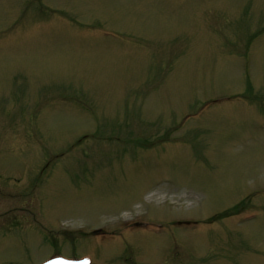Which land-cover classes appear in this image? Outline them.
<instances>
[{
    "label": "rangeland",
    "instance_id": "1",
    "mask_svg": "<svg viewBox=\"0 0 264 264\" xmlns=\"http://www.w3.org/2000/svg\"><path fill=\"white\" fill-rule=\"evenodd\" d=\"M0 173L8 259L264 264V0H0Z\"/></svg>",
    "mask_w": 264,
    "mask_h": 264
},
{
    "label": "flooded vegetation",
    "instance_id": "2",
    "mask_svg": "<svg viewBox=\"0 0 264 264\" xmlns=\"http://www.w3.org/2000/svg\"><path fill=\"white\" fill-rule=\"evenodd\" d=\"M1 175V173H0ZM10 186L6 183V180L0 179V248L3 251V246L6 242V231L8 230V226L14 227L18 225V222L23 218L19 215V211H22V207H16L15 211L13 209H8L6 200L8 195H13V197L18 198V191L15 193L13 191H9ZM11 213V214H10ZM16 213V214H15ZM177 224H185L189 225L188 222H178ZM196 224V223H195ZM139 225L148 226V223H139ZM63 259L62 264H73L72 259L67 257L66 255L57 254L52 256L47 261L49 264H58L57 260ZM76 262H82L80 259H74ZM0 264H24L23 259L20 257H16L14 259H8L7 254H0ZM35 264V263H33Z\"/></svg>",
    "mask_w": 264,
    "mask_h": 264
}]
</instances>
